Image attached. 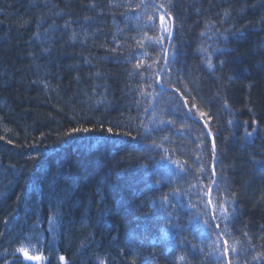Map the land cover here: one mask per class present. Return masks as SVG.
Listing matches in <instances>:
<instances>
[{
  "label": "trees",
  "instance_id": "1",
  "mask_svg": "<svg viewBox=\"0 0 264 264\" xmlns=\"http://www.w3.org/2000/svg\"><path fill=\"white\" fill-rule=\"evenodd\" d=\"M140 2L0 0V264H13L29 235L41 237L29 254L48 258L29 264H60L61 255L66 264H99L98 256L106 264H227L212 251L217 237L203 234L197 220H209L213 230L226 226L223 239L237 248L232 264H264V166L252 162L264 160V131L241 139L244 121L249 131L253 119L264 130V0H171L168 71L189 108L196 105L198 121L185 118L172 90L141 94L154 90L147 85L156 69L148 65L163 61L159 46L137 41L160 34L151 5L164 0H144L137 9ZM177 101L174 112L169 106ZM199 112L212 117L218 146L215 221L205 195L212 137ZM117 123L139 139L98 140L105 133L95 130L65 135ZM165 196L170 203H162Z\"/></svg>",
  "mask_w": 264,
  "mask_h": 264
},
{
  "label": "snow or ice",
  "instance_id": "2",
  "mask_svg": "<svg viewBox=\"0 0 264 264\" xmlns=\"http://www.w3.org/2000/svg\"><path fill=\"white\" fill-rule=\"evenodd\" d=\"M144 4V0H141V2L139 4H136L135 7L137 9H139L142 5ZM171 4V0H164V2L159 3L158 5L153 4L151 5V7L153 8V11L159 14V35L152 37V36H147V34H145L144 39L142 40H138L137 44L140 47L144 46V41L147 40L149 43H152L154 45H157L160 47L161 52L158 54L157 56V60L162 59L163 60V64H155V65H148L149 68H155V78L153 79L152 83H149L147 85L148 88H153V92L152 93H144L142 92V95H150L152 97H163L165 93H167L169 91V89H171L173 92H175L176 94H178L179 99L183 100V107L188 109V112L185 114V118H190L193 121H195L196 117L194 115H192V108H196V105L193 104L191 106V108H189V100L188 98L185 96L184 92L181 91V89L179 87H175L173 85V83L171 82V76L172 73L170 71H168V69L171 68V58L169 56V52L168 49L164 47V43L165 40H168L169 42L172 40L173 35H174V31H173V25H170L168 23V21L173 20V14L171 11H169V6ZM57 15H59V13H57ZM228 15V12L225 11V16ZM148 20L149 21H153L154 22V18L152 15L148 16ZM35 36L39 37V33H34ZM73 35H75V33H73ZM201 35H203V33H201ZM220 36L222 39H224L225 41L229 39V34L225 33H220ZM202 51L207 52L206 49H203ZM214 51L216 52H221V53H229L230 50L228 49H220L217 48ZM143 63V61L137 63L135 65L136 69H140L141 68V64ZM207 67L209 70L214 71L215 70V66L212 63V59H211V55H208L207 58ZM221 63L223 64L224 61H221ZM138 75H140L143 78V74L142 73H137ZM131 75V73H130ZM163 77V78H162ZM182 77H178L177 78V83L182 80ZM187 91V89H185V92ZM179 101L176 102L175 105H171L169 106L171 108V110H173L174 112L178 110L177 105H178ZM225 107L228 106L227 101H225ZM164 109H161V112H163ZM249 111H251V109H249ZM207 114L204 112H199V117L201 120H203V126L205 129H207V135L209 137H212V155H213V160L215 161L216 159V153L218 151V146L216 143V138H215V134L213 133L212 129L209 127V122L211 121L212 117L210 115L207 116V119H204V117ZM160 125L163 124H173V121H164V120H160L157 122ZM229 124H232L233 121L229 120L228 121ZM245 127V131L241 137L242 140H249L251 141V138L255 136V134L258 131H264L260 128L259 122L256 119H253L251 121V131L248 130V126H249V122L248 121H244L243 122ZM143 127V125H142ZM99 131L101 133H105L104 136L102 137H98L97 139H103L104 141H108L111 140L115 137L118 136H124V137H129L131 138V140L136 141L139 139V134L137 136H132V133L129 131H122L121 127L119 125V123H117L115 126H105L103 124H101L100 128L98 129H89V128H72L69 130V133H66L65 135H69L71 133H77V132H89V131ZM146 131H148L147 129H145ZM201 137L204 136V133L201 132L200 133ZM2 138V137H0ZM9 143H11V141H9ZM121 143H124V141H121ZM201 143H203V140H201ZM152 147H162V145H156L155 142L153 143ZM262 154H264V149L261 150ZM30 159H36V157H30ZM162 159H164L162 157ZM253 163L256 164H260L262 166H264V160L262 161H256L253 160ZM171 163H178L176 161H171ZM180 167H183L182 165H178ZM205 172L204 166L201 165L197 170H196V178L198 180V182L200 184H202V181H199V177L202 176ZM7 174V173H5ZM215 176H216V172H215V167L213 166V170L211 173V182L206 185L208 191L207 193H205V195H207L208 199L206 201V203L208 205H211L213 207V210H215L216 208V204L213 203V185L215 184ZM193 188L198 187L197 184L192 185ZM179 189L176 190V192L173 193V195L175 196L177 193H179ZM200 191L202 192L203 189L201 188ZM227 200V198H225ZM162 203H170L168 200V197L165 196L163 198ZM201 203H205L204 200H201ZM223 203L224 202H219V207L221 209V214L224 218L225 221L228 220V212L227 209L223 207ZM174 207L176 205H173ZM180 207H183V202L181 201L179 203ZM189 207L190 208H195L196 205L193 203H189ZM108 214V210L105 209L102 212V215H107ZM169 215H171V213H169ZM218 217L216 215H212L211 220L215 221L217 220ZM53 222V217H50V223ZM198 226H201L203 228V234L208 235L209 232L212 233V235H215L217 237V239L215 241H213V244L215 245V247L212 248V251L216 254L217 256V260H222V259H227L229 256V253L231 252L232 254H235L237 252V248L235 247V245L233 244L231 247L229 246V241L227 239H223V237L227 234V228L225 226V228L223 230H221V225L219 223H217L215 225V230L212 229V224L209 222V220H204L201 224V221L197 220L196 221ZM172 227H179L178 225H172ZM161 234L163 235V229L161 230ZM245 235H247V233H245ZM33 239H35L36 244L33 245L32 241ZM221 240H223V242L221 243ZM183 242V241H182ZM41 243V237L37 236H33V235H29L25 237V243L21 244V246L17 247L14 250V260H13V264H29V262L31 261H46L48 260V258L43 257L41 255H30L29 254V250H36L38 248V246ZM211 246V245H210ZM20 255H22L23 259H20ZM260 258L259 255L258 256H254L252 257L253 260H256ZM60 264H66L65 261V257L63 255L58 257ZM178 262L182 261L185 259V257L183 255H181L180 257L177 258ZM97 260L99 261V264H106V261L104 260L103 257H97ZM133 264H135V261H133ZM227 264H232L231 260H227Z\"/></svg>",
  "mask_w": 264,
  "mask_h": 264
},
{
  "label": "bare ground",
  "instance_id": "3",
  "mask_svg": "<svg viewBox=\"0 0 264 264\" xmlns=\"http://www.w3.org/2000/svg\"><path fill=\"white\" fill-rule=\"evenodd\" d=\"M168 23H169L170 25H173V27H174V20H170V21H168ZM172 41H173V39H172L170 42H169L168 40H166V43H165V45H164V47L168 49V52L170 51V48H171V46H172ZM169 56H170V52H169ZM162 61H163V60H162ZM192 115H193V114H192ZM195 121H198V118H196Z\"/></svg>",
  "mask_w": 264,
  "mask_h": 264
},
{
  "label": "water",
  "instance_id": "4",
  "mask_svg": "<svg viewBox=\"0 0 264 264\" xmlns=\"http://www.w3.org/2000/svg\"><path fill=\"white\" fill-rule=\"evenodd\" d=\"M205 130L207 131V129H205ZM214 163H215V161H214L213 164H212V170H213Z\"/></svg>",
  "mask_w": 264,
  "mask_h": 264
}]
</instances>
